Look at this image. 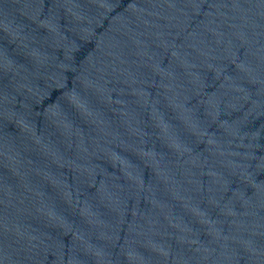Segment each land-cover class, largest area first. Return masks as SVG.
I'll use <instances>...</instances> for the list:
<instances>
[{"label":"water","instance_id":"1","mask_svg":"<svg viewBox=\"0 0 264 264\" xmlns=\"http://www.w3.org/2000/svg\"><path fill=\"white\" fill-rule=\"evenodd\" d=\"M0 264H264V0H0Z\"/></svg>","mask_w":264,"mask_h":264}]
</instances>
